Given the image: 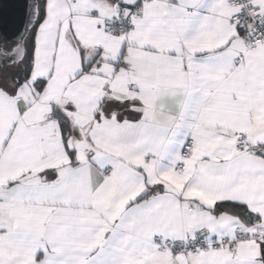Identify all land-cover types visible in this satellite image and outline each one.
I'll list each match as a JSON object with an SVG mask.
<instances>
[{
	"label": "snow or ice",
	"instance_id": "obj_1",
	"mask_svg": "<svg viewBox=\"0 0 264 264\" xmlns=\"http://www.w3.org/2000/svg\"><path fill=\"white\" fill-rule=\"evenodd\" d=\"M0 264H264V0H32Z\"/></svg>",
	"mask_w": 264,
	"mask_h": 264
},
{
	"label": "water",
	"instance_id": "obj_2",
	"mask_svg": "<svg viewBox=\"0 0 264 264\" xmlns=\"http://www.w3.org/2000/svg\"><path fill=\"white\" fill-rule=\"evenodd\" d=\"M31 3L32 0H0V42L5 48L24 32Z\"/></svg>",
	"mask_w": 264,
	"mask_h": 264
},
{
	"label": "rangeland",
	"instance_id": "obj_3",
	"mask_svg": "<svg viewBox=\"0 0 264 264\" xmlns=\"http://www.w3.org/2000/svg\"><path fill=\"white\" fill-rule=\"evenodd\" d=\"M3 71H10V70H14V69H11V68H4L2 69Z\"/></svg>",
	"mask_w": 264,
	"mask_h": 264
},
{
	"label": "trees",
	"instance_id": "obj_4",
	"mask_svg": "<svg viewBox=\"0 0 264 264\" xmlns=\"http://www.w3.org/2000/svg\"><path fill=\"white\" fill-rule=\"evenodd\" d=\"M11 44H7L6 48H8ZM10 71H13V70H10Z\"/></svg>",
	"mask_w": 264,
	"mask_h": 264
}]
</instances>
